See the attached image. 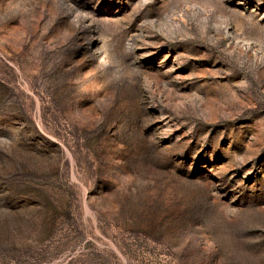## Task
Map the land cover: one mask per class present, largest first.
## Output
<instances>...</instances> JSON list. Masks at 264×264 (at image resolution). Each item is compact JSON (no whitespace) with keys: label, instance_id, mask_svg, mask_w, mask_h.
I'll list each match as a JSON object with an SVG mask.
<instances>
[{"label":"rangeland","instance_id":"obj_1","mask_svg":"<svg viewBox=\"0 0 264 264\" xmlns=\"http://www.w3.org/2000/svg\"><path fill=\"white\" fill-rule=\"evenodd\" d=\"M0 264H264V0H0Z\"/></svg>","mask_w":264,"mask_h":264}]
</instances>
